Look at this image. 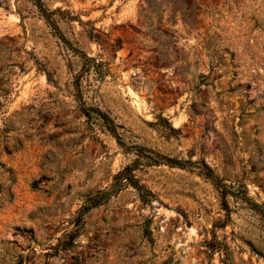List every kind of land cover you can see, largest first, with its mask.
<instances>
[{
  "label": "rangeland",
  "instance_id": "obj_1",
  "mask_svg": "<svg viewBox=\"0 0 264 264\" xmlns=\"http://www.w3.org/2000/svg\"><path fill=\"white\" fill-rule=\"evenodd\" d=\"M0 264H264V0H0Z\"/></svg>",
  "mask_w": 264,
  "mask_h": 264
},
{
  "label": "trees",
  "instance_id": "obj_2",
  "mask_svg": "<svg viewBox=\"0 0 264 264\" xmlns=\"http://www.w3.org/2000/svg\"><path fill=\"white\" fill-rule=\"evenodd\" d=\"M39 6H41V5H39ZM43 12H45V11L43 10ZM46 16H47L48 20H50L49 19L50 18V15L47 14ZM53 26H54V28L58 29V25L56 23H54ZM101 114H102V117L104 119V122L106 124H108V126L110 127L111 130H114V127H113L114 121L111 119V117H109L104 112H101ZM204 166L206 168V172H207L208 176H211L212 178L216 179L217 177H216V175L214 173V169L210 165H208L206 163H205ZM133 170H134V165H128V166L125 167V169L123 171H121V172L118 173L117 177H119V178H121L123 180L126 179L127 182L128 181L129 182H135L136 179H135V175L133 173ZM254 204H255V206H259L260 205L257 202H254Z\"/></svg>",
  "mask_w": 264,
  "mask_h": 264
}]
</instances>
